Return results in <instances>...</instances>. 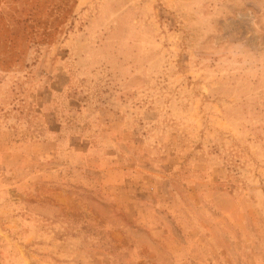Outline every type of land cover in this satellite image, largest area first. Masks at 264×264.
Masks as SVG:
<instances>
[{"label":"rangeland","instance_id":"374dc122","mask_svg":"<svg viewBox=\"0 0 264 264\" xmlns=\"http://www.w3.org/2000/svg\"><path fill=\"white\" fill-rule=\"evenodd\" d=\"M260 0H0V264H264Z\"/></svg>","mask_w":264,"mask_h":264},{"label":"clouds","instance_id":"9594fccd","mask_svg":"<svg viewBox=\"0 0 264 264\" xmlns=\"http://www.w3.org/2000/svg\"><path fill=\"white\" fill-rule=\"evenodd\" d=\"M260 3L262 5H264V0H260ZM251 23H252L254 28H258V29L264 30V21L258 22L257 19L253 18L251 20Z\"/></svg>","mask_w":264,"mask_h":264}]
</instances>
